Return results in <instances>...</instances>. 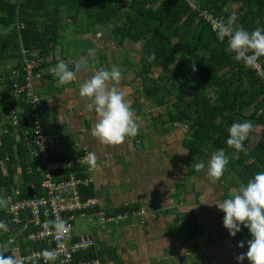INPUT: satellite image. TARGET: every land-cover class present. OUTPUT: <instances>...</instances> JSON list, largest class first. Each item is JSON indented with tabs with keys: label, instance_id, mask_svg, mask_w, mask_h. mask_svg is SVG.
<instances>
[{
	"label": "trees",
	"instance_id": "obj_1",
	"mask_svg": "<svg viewBox=\"0 0 264 264\" xmlns=\"http://www.w3.org/2000/svg\"><path fill=\"white\" fill-rule=\"evenodd\" d=\"M194 1L200 10H207L226 22L233 13L237 14L236 28L243 25L253 31L264 26V0ZM84 24L108 32L109 40L118 47L127 41L140 44L136 78L141 84L136 93L149 110H163L147 120L151 132L162 130L161 133L168 135L173 126L183 125L186 131L181 149L186 152V161L189 162L196 158L205 160L206 151L213 154L221 148L230 155L223 176L216 179L222 200L231 197L228 194L231 188L236 194L241 184H246L258 171H264V79L257 75L253 66L246 67L242 61H236L234 53L226 51L227 38L221 42L218 32L200 19L198 12L190 11L184 0H0V196L20 201L31 196L39 197L45 190L46 179L40 163L22 134L28 121H34V114L38 115L45 133L54 131L59 135V141L62 134L60 128L44 123L47 102L43 97H36L32 85V94L37 99L35 103L25 97V92L17 97L11 94L13 85L23 86L26 76L21 49L28 50L29 59L38 64L34 73H40L41 78L35 81L48 83L46 80L52 81L53 78L46 70L57 63L55 57L62 52L55 51L60 44L61 29L71 25L77 32L83 30ZM83 44L89 47V41ZM153 52L156 58L149 61L148 55ZM258 63L264 72V57ZM7 65L9 68L5 69ZM158 68H162L163 74L151 78L152 69ZM13 71L20 73L18 78ZM131 107L137 118L145 117L146 112L140 104L133 103ZM11 112L18 116L16 127L10 122ZM246 120L254 122V130L244 141L246 150L239 152L238 156H231L233 149L226 143L228 129L234 122ZM141 139V136L135 137L134 147ZM251 142L254 145L249 151ZM57 146L54 154L60 158L75 159L89 153L85 147H80L75 154L58 155ZM193 161L186 163L187 175L196 174ZM80 172V168H73L65 173H55L52 181H62L71 173ZM79 176L87 178L85 174ZM94 186V182L91 183L84 198L98 200ZM99 210L107 216H117L125 212L137 213L141 206L140 203L118 207L104 204V209L96 207L91 212ZM193 215L188 213L182 217L187 216L179 232L186 235L187 241L199 238L204 230L195 219H191ZM0 220L8 225V231L0 230V246L10 249L4 253L5 257L14 256L12 249L17 244V234L22 256L27 254V248L47 249L51 245L23 241L30 231L18 229L5 208H0ZM180 220L177 217L174 222ZM15 229L19 233L16 234ZM241 232L249 234L244 227ZM11 239L14 241L9 242ZM195 246L196 251L201 249L199 245ZM97 249L96 253L92 249L84 257H97L101 264H123L115 250L100 243ZM80 258L81 255L75 256L76 261ZM32 264L39 263L34 261ZM191 264L198 263L194 260Z\"/></svg>",
	"mask_w": 264,
	"mask_h": 264
},
{
	"label": "rangeland",
	"instance_id": "obj_2",
	"mask_svg": "<svg viewBox=\"0 0 264 264\" xmlns=\"http://www.w3.org/2000/svg\"><path fill=\"white\" fill-rule=\"evenodd\" d=\"M232 11H235L232 9ZM87 21L85 20V23ZM79 25V24H78ZM83 27V30H77L74 31L73 26H68L63 29H61L60 33V44L59 49L61 54L56 56L57 58H60L61 60L65 58V62L68 63L69 68L71 71H73L74 75L77 72H81L82 75L75 76L74 79L76 83H74V80L67 84H62L58 80V77L56 76L55 72L52 74L56 81L50 82L48 84V87L51 88L49 91L54 92L56 91V94H59L57 91V87H72V86H78L77 89H79L80 84L83 83L86 79L85 73L86 71H82L80 68L81 62H86L89 66V69L87 72L92 77L94 75V72L96 70H99L101 68L111 69L112 65H118L121 72H122V79L118 82V86L121 88V92H125L126 95L124 96V99L129 103V105H133V103L140 104L141 108L145 110L146 116L144 118L138 119L135 116V119L137 121L138 126L140 127L139 131L143 133L142 139L140 142L136 143V147L132 144L133 136L127 138V145L132 147L130 149L135 148L137 151L136 153L132 154V158L139 164L143 165V170L141 171L143 176L147 178V181H149L150 178H153V176H156L157 169L155 168L159 166V164H162L164 161L168 160L169 157H167L165 154L171 153H177L178 157H183L184 160H187V154L184 150H181V141L184 138L186 128L183 125H175L168 131V135H164L163 132H153V134L149 135L152 130H148L147 128V121L150 119L151 115L160 114L161 109H155V110H149L148 105L142 100L138 98V95L136 93V88L140 86L141 81L140 79L136 78V65L139 64L140 59V44H134L132 42H125L122 46L118 47L115 42L108 40L109 34L102 28H94L92 25H86ZM79 27V26H78ZM105 40V41H104ZM89 41V47L84 45L83 43ZM91 44L94 45V47H91ZM100 50V51H99ZM59 51V52H60ZM60 61V60H58ZM9 66L7 65L5 69H8ZM0 68V72H2ZM162 68L158 69H152L149 76L151 78H156L158 75H161ZM163 74V73H162ZM82 77V78H81ZM88 79H90L88 77ZM79 81V82H78ZM50 85V86H49ZM60 85V86H59ZM48 91V92H49ZM65 91V90H64ZM79 91V90H78ZM67 96V95H66ZM62 97V96H61ZM80 97V96H79ZM68 111V110H67ZM149 111V112H147ZM75 113V112H74ZM75 117H78V115H75ZM48 120L49 124H52L53 121ZM79 120V119H78ZM86 120V118H85ZM87 124H90L88 120ZM148 124V123H147ZM82 125V123H81ZM157 127H160V123L157 122ZM67 127V126H66ZM60 129L59 131L63 133L61 144L64 145L67 136H70V131L68 128ZM161 129V128H160ZM77 130L73 133V136L75 137H81L82 134H76ZM161 133V134H159ZM76 134V135H75ZM148 134V135H147ZM149 136L150 139H149ZM18 138V137H17ZM146 138L144 141L143 139ZM135 139V138H134ZM130 140V141H129ZM144 144V145H143ZM254 143L251 142L248 146V150L250 151L253 148ZM143 149H146L148 153H144L145 151H141ZM117 150V149H113ZM112 154H114L112 152ZM206 159L203 160L205 163H207L212 154L209 151H206L205 153ZM110 156V153H109ZM119 158L120 163V172L122 174H125L126 176H123V180L119 183L115 182L117 185H107V182L104 181L102 178L97 177V183L98 185H102L104 188L100 189L98 192V195L103 200H111L113 199L114 194L118 195L119 199L117 200L119 203L122 202V196L127 195L128 186L125 185V182L131 183L132 180H136L133 177V173L137 170L138 165L134 163V160L130 157H128V154L126 153H120L117 155ZM110 157H108L109 160ZM126 161H129L128 163ZM193 160L190 162L192 163ZM201 161L200 158H196L193 163H197ZM189 161H185L184 163H188ZM189 162V163H190ZM142 168V167H141ZM188 170V167H187ZM185 171L186 167L184 165L182 166H169L167 170L166 176L162 180H158V183L155 182V186L153 187V181L152 185H148V182L146 183V188L143 189L144 193L148 192L150 193L151 190H154V188L161 187L164 190V187L170 188L169 186L173 185V178H176L174 181L175 185L178 184L179 180H186L185 179ZM196 174H194V177L189 180V182H184V189L179 186H176L175 188L182 190L181 200L180 204H182L183 209L181 214V220L182 217H184V213L188 212L191 209V203H194L195 200V193L199 194L198 198V204H194L195 207L198 206V213L199 215H193L191 219L198 218L199 216V225L203 223L202 227H204L205 234L208 232L211 233V237H205L202 239V244L205 247H210L211 240L214 242H219L218 247L215 246V250L217 252H222L226 255L227 261L231 260L232 263L237 264V261L234 260L233 256L235 253V258H237L241 253L247 252V241L251 239L250 234H246L245 232H239L235 237H230L228 234V231L223 226V220L221 218L220 213H222L221 210L218 209L216 204L222 201L221 193L217 192L215 189L219 187L217 181H214L212 183H209V187L205 185L204 179L201 178V174L206 173L205 170H196ZM131 176V177H129ZM179 179V180H178ZM126 182V184H127ZM192 182V184H190ZM153 188V189H150ZM186 189V190H185ZM114 191V193H113ZM166 191V190H165ZM141 192V191H140ZM143 194V193H142ZM228 194L232 196L235 194L234 190L231 188L228 191ZM176 199H179V192L174 195ZM168 198V197H167ZM161 201V200H160ZM169 203V201L166 200V204ZM179 203V201H178ZM197 209V208H196ZM217 210V213L215 214V211ZM179 214V213H178ZM224 216V214L222 213ZM184 221V220H183ZM185 222V221H184ZM95 223V218L92 216L84 215V216H76L73 219V234L75 235H92L95 236L101 243H111L113 240L114 243H118V239L122 237L123 229L120 225H116L115 227L110 226L112 224H106L104 225V230H102L99 226L97 228H93L92 225ZM138 223H140V220L138 219ZM173 223V222H172ZM172 223H169L168 225H161V228L159 229L162 234L167 233L169 229H172ZM198 224V222H197ZM98 225V224H95ZM180 226H178L179 228ZM113 228V236H110L107 234V231L112 230ZM177 228V225L175 226ZM222 229L226 230L223 231ZM174 232L173 230H171ZM223 232V233H222ZM225 234V235H224ZM104 236H106V239H104ZM211 238L209 241L208 239ZM196 239H193V242L196 243ZM244 241L245 246L243 248L237 247L239 242ZM66 244H70V240H66ZM196 245V244H195ZM167 253V252H166ZM177 254L176 249H173L170 251V254ZM199 256V254H197ZM200 258V256H199ZM191 262L193 259L192 254H190V257L188 258ZM197 260V259H196ZM237 260V259H236ZM192 261V262H193ZM198 262V261H197ZM179 264H185V263H179ZM199 264V263H198ZM242 264H248L247 260H244Z\"/></svg>",
	"mask_w": 264,
	"mask_h": 264
},
{
	"label": "crops",
	"instance_id": "obj_3",
	"mask_svg": "<svg viewBox=\"0 0 264 264\" xmlns=\"http://www.w3.org/2000/svg\"><path fill=\"white\" fill-rule=\"evenodd\" d=\"M55 60L57 61V63L52 65L49 69L46 70L49 71L51 75L54 73L53 69L55 68V66L58 64V62L61 61V59L57 57H55ZM85 74L86 75L84 78L86 80L88 79V77L91 78L90 74L87 71ZM78 75L79 76L82 75L81 72H77L75 74V76ZM52 78L54 77L52 76ZM46 81L48 83L45 84L44 82H40V81H33L31 83L32 90L34 91L36 97L38 98L43 97L47 102L46 103L47 110L43 114V121L44 123L46 122V124H49L47 120L49 119L53 121L52 124H49L52 128L54 126L60 129H64L67 126L66 128H68V130L70 131L69 133L70 136H67V140L64 145L61 144V141L63 139L62 137L63 133L61 134V140L59 141L58 146L56 148V153L58 155L60 154L66 155L68 153L75 154L80 149V147H85L89 152L96 153L97 161H96V168L94 174V178H95L94 188L97 193L98 202L101 206L100 208L104 209V204L106 205L108 204L111 207H118L124 204L128 205L131 203H140L141 206V210L139 212L134 213V215L128 216L110 225L115 227L116 225L123 224L120 225L123 229V232H122V237L118 239V243H114L112 240L111 243L100 242V245H104L108 249L115 250L118 258L123 264H179V263L191 264L193 260L190 262L188 259L190 257V254H192L193 259L195 261H198L197 263L199 264H235L232 263L231 260L227 261V259H225L226 258L225 254H223L222 252H217L214 249L215 246L218 247L217 244H219V242L221 241L214 242L211 240L212 242L210 243V247H205L201 243L203 238L207 236L211 237V233H212L211 231L205 234V231L203 230L202 235L199 238H197L196 243H194L193 240L187 241V239L185 238L186 235L183 232L182 233L179 232V230H181V225H183L186 222L185 219L187 218V216L185 219L178 221V223L174 222L177 217H179V219L181 218L180 212H182L183 209L182 204H180V200L182 198L181 195L183 192L182 190H179L175 187L182 186L183 188L184 182L188 183L189 180L192 179V177L198 178V177H194L193 174L192 175L186 174V172L188 171L187 164L184 163L186 160H184L183 157H178L177 153H171L172 156L171 158L169 157L168 160L164 161L162 164H159V166L155 168V170L157 169V172H155L156 176H153V178H150L149 181H147V178L144 177L141 172L143 170V165L139 164L140 162L137 163L132 158V154L136 153L137 150L133 148L130 149V151H128L129 148H132L127 145V138L129 139V137H127L125 141L119 145H104L100 143L99 140L92 135V129L95 126L97 115L94 113V111L90 110L87 107L88 104L87 98L79 97V91H78L79 89H77L78 86L75 85L72 87H63V88L57 87V91L59 92V94H56L57 93L56 91L54 92L49 91L51 89L48 87L49 80ZM54 81L56 80L52 79V81L50 82L52 83ZM74 83H76L75 80ZM113 83H115L117 90L120 91L121 88L120 86H118L119 85L118 82H110L109 87L113 86ZM123 93L125 96L126 93L125 92ZM75 115H78V117H75ZM145 117L147 116L145 115ZM85 118L90 122V124H87ZM76 130H77L76 134H82L81 137L73 136V133ZM142 134L143 133L139 131L138 135L133 137L134 138L138 136L142 137L143 136ZM151 134H153V132L149 133V135ZM150 137L151 136H149V139ZM134 138L132 141H134ZM145 139L146 138H144L143 141ZM114 148L117 150H113ZM145 150L146 149H143L141 151H145ZM112 152L114 154H112ZM120 153L128 154V157L132 158L134 160V163L138 165L137 170L133 173V177L134 179L136 178V180H132L131 183H128L126 181L127 184L125 182V185L128 186V190H127V195L121 197L122 198L121 203L117 201L119 199L118 198L119 196L116 195V193L114 194L113 199L111 200L101 199L98 195V192L100 189H103L104 187L102 185L101 186L98 185L97 183V177L102 178L104 181L107 182V185L104 186L113 185L114 187V185H117L115 184V182L119 183V180L125 181L123 180V176L125 177L126 175L120 172V163L118 160L119 157L117 156ZM144 153H148L147 150ZM108 157H110L109 160ZM126 162L128 163L129 161ZM182 165L186 167V171L184 174L186 180L178 179L179 180L178 184L175 185L174 181L176 180V178H173L174 179L173 185L172 186L168 185V187L170 188L166 189L164 187L163 190L161 186L159 188H154V190H151L150 193L148 192L144 193L143 189H147L146 188L147 182L148 185H152V182L150 181H153V187H154L156 184L155 182L158 183V180H161L164 178V176H166L169 166L177 167ZM200 176L202 179H204V183L208 187H209V183H212L213 180L216 181V179L209 178L205 173L201 174ZM190 184H192V182H190ZM215 190L217 192H220L219 187ZM178 192L180 197L179 199H176L174 195L177 194ZM196 197L198 199L197 193H195L194 203L193 202L191 203L192 206L190 211L185 212L184 213L185 215L188 213H194L195 215H199L198 206L195 207L194 205V204H198V200L196 201ZM166 200L169 201V203L166 204ZM216 213L217 210L215 211V214ZM222 213H220V215L223 220L224 216L222 215ZM138 219L140 220V223H138ZM196 219L199 224V216ZM123 221L124 223H122ZM169 223H172V227L174 228L169 229L167 233L162 234V232L159 230L161 228V225L165 226L168 225ZM176 225L177 228H175ZM200 225H203V223H201ZM178 226L180 227L178 228ZM171 230H173L174 232H172ZM222 230L226 231L224 229ZM107 234L113 236V228L112 230L107 231ZM104 239H106V236H104ZM210 239L211 238H209L208 241ZM195 244L201 247L199 251H196ZM219 245L221 246V244ZM173 249H176L177 254H173V253L170 254V251ZM197 254H199L200 258ZM233 258L235 261H237L235 258V253ZM111 264L113 263L111 262Z\"/></svg>",
	"mask_w": 264,
	"mask_h": 264
},
{
	"label": "clouds",
	"instance_id": "obj_4",
	"mask_svg": "<svg viewBox=\"0 0 264 264\" xmlns=\"http://www.w3.org/2000/svg\"><path fill=\"white\" fill-rule=\"evenodd\" d=\"M237 20V14L233 13L228 17L227 23H220L218 39L223 42L227 38L226 51L234 53L236 61H242L246 67L253 66L264 57V26L249 31L243 25L234 27ZM155 58L154 52L148 55L149 61ZM80 68L87 71L89 66L86 62H81ZM53 71L62 84L70 83L76 78L68 63L63 60L58 62ZM121 79L119 66L113 64L111 69L96 70L79 87V96L87 98V107L97 115L92 135L104 145H119L127 137L139 133L135 111L125 101L124 93L117 90L115 83L109 87L110 82H119ZM253 130L254 122L250 120L237 121L229 127L226 143L233 149L231 156H238L239 152L246 150L244 141ZM86 159L94 166L97 161L96 153L89 152ZM229 160L230 155L221 148L212 154L207 163L201 160L194 167L197 170L206 169L205 174L209 178L219 179L223 176ZM8 204L9 199L0 196V208H6ZM216 206L224 213L223 226L230 237H235L242 227L247 228L251 236L247 241V252L236 258L237 264H242L244 260L248 264H264V171H258L246 184L240 185L234 196L223 199ZM56 227L65 232L68 230L63 221L57 222ZM0 230L8 231V225L3 220H0ZM244 246V241L237 245L240 248ZM9 250L0 246V264H17L13 255L5 257L4 253ZM43 255L53 261L56 258L55 251L45 250Z\"/></svg>",
	"mask_w": 264,
	"mask_h": 264
},
{
	"label": "built area",
	"instance_id": "obj_5",
	"mask_svg": "<svg viewBox=\"0 0 264 264\" xmlns=\"http://www.w3.org/2000/svg\"><path fill=\"white\" fill-rule=\"evenodd\" d=\"M190 11L198 12V16L204 22L208 23L213 31L218 32L220 23H227L222 18L208 12L200 10L194 0H184ZM22 64L26 76L23 78V86L17 83L13 85L11 94L18 96L25 92L26 98H31V103L37 102L31 90V83L41 78L40 73H34V69L38 64L29 59L28 50L21 49ZM257 75L264 79V72L259 63L253 65ZM16 78L19 77L18 71H13ZM20 117V116H19ZM34 121L29 120L28 126L22 131L23 138L27 144L33 148L32 153L40 163L42 175L46 181L44 184V192L42 196L30 197L20 201L9 199V204L5 211L12 215V222L18 229L30 231L26 233V238L23 241L29 243H46L51 244L47 249H28L27 254H20V236L18 229L14 232L16 235L17 244L12 249V252L17 260V264H32L34 261L39 264H101L100 259L95 257L87 259L86 256L90 250L96 253L97 245L100 241L92 235H75L73 234V219L76 216H92L95 218V223L92 227L98 226L104 230V225L112 222L120 221L134 213L125 212L117 216H107L102 210L94 211L100 208V204L95 198H84L86 190L89 189L91 183L94 182L93 172L96 165H91L86 159L88 153L85 152L82 156L72 159L66 156L58 157L54 154V147L59 142V135L52 131L45 133L40 125L38 115L34 114ZM10 122L12 126H18V116L11 112ZM32 127H35L32 129ZM19 138V137H18ZM85 150V149H84ZM73 168H80L82 172L71 173L68 179L53 182L52 178L55 173H65ZM85 174L87 178L79 175ZM18 187V186H17ZM17 193V192H16ZM63 221L67 227V231H63L56 227L57 222ZM98 224V225H95ZM70 240V244H66V240ZM11 239L9 242H13ZM45 250L55 251V260H49L43 253ZM76 255H81L82 258L75 260Z\"/></svg>",
	"mask_w": 264,
	"mask_h": 264
},
{
	"label": "water",
	"instance_id": "obj_6",
	"mask_svg": "<svg viewBox=\"0 0 264 264\" xmlns=\"http://www.w3.org/2000/svg\"><path fill=\"white\" fill-rule=\"evenodd\" d=\"M55 51L58 52V51H59V47H56V48H55Z\"/></svg>",
	"mask_w": 264,
	"mask_h": 264
}]
</instances>
